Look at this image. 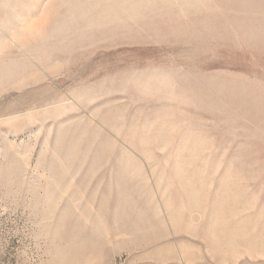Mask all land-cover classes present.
<instances>
[{
  "label": "rangeland",
  "instance_id": "rangeland-1",
  "mask_svg": "<svg viewBox=\"0 0 264 264\" xmlns=\"http://www.w3.org/2000/svg\"><path fill=\"white\" fill-rule=\"evenodd\" d=\"M0 264H264V0H0Z\"/></svg>",
  "mask_w": 264,
  "mask_h": 264
}]
</instances>
